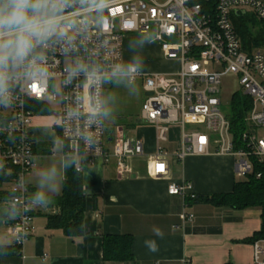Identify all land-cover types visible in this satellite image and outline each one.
Here are the masks:
<instances>
[{"label": "built area", "instance_id": "2783aa9c", "mask_svg": "<svg viewBox=\"0 0 264 264\" xmlns=\"http://www.w3.org/2000/svg\"><path fill=\"white\" fill-rule=\"evenodd\" d=\"M208 0H105L99 10L73 15L78 5L65 10L72 21L67 28L71 45L53 38L42 50L49 73L40 86L21 75L13 81L10 102L0 104V171L12 177L0 192L7 193L4 205L15 216L8 225L14 245L22 254L26 242L35 235L34 205L28 177L36 164L33 125L37 118L53 117L66 154L82 174L84 163L114 160L118 175L130 173V161L145 157L140 139H129L123 131L112 136L104 122L105 82L93 83L83 73L69 76L78 62L100 70L106 77L125 64V39L130 35L150 38L163 58L179 64L174 73H151L139 68L130 83H143L140 114L143 123L155 127L158 142L166 143L173 127L181 128V146L176 158L204 157L211 153L234 159L236 177L264 179V49L247 53L234 29L232 16L247 9L264 24V0H219L212 10ZM212 66V71L206 67ZM233 74L241 93L251 101L245 130L239 143L231 123L223 113V78ZM195 123V124H194ZM204 124L205 130L187 131L188 125ZM162 166V167H161ZM168 155L161 147L149 164V175L163 179L169 175ZM171 196L195 201L191 183H172ZM182 228L192 223L194 214L183 212ZM179 228V227H175ZM254 264H264V237L253 243Z\"/></svg>", "mask_w": 264, "mask_h": 264}, {"label": "crops", "instance_id": "0c3cea01", "mask_svg": "<svg viewBox=\"0 0 264 264\" xmlns=\"http://www.w3.org/2000/svg\"><path fill=\"white\" fill-rule=\"evenodd\" d=\"M141 37H126V63L136 59L132 55L130 43ZM157 56L161 64L156 67L158 72L151 73L170 74L174 73L173 66H179L176 62L165 60L161 52ZM136 60L141 69L147 67L144 58ZM103 100L108 148L111 149L112 136L123 131L129 139L142 140L145 157L131 160V171L123 176L117 174L114 160L106 163L98 159L94 163H84L85 234L80 238H70L61 230L47 228L48 216L59 211L51 199L62 194L65 163L67 159L73 160L66 154L70 152V145L63 143L55 127L51 132L57 143L44 138L37 130V122L45 118L35 119L32 131L37 142L36 166L28 177V186L34 205L36 233L26 242L22 254L17 253L8 228L15 214L0 204L4 207L0 209V247L12 251L10 255L0 252V264H254L253 243L256 240L246 241L262 230L261 209L217 207L171 196L168 192L170 184L188 182L197 196L230 194L236 183L234 159L211 153L204 157H189L181 162L176 158L181 146L180 139L174 154L166 152L169 175L163 179H153L149 175V164L158 148L163 149L164 144L158 142L157 129L140 123L142 120L138 115L127 131L120 122L127 116L121 104L111 102L112 97ZM107 111L119 117L109 126L105 121ZM177 131H181L180 127L172 128L169 141ZM129 132L134 136L131 137ZM55 144H59L61 150L58 155L52 152ZM38 192L45 193L44 201H36ZM183 212L195 215L194 221L187 223L184 228L180 219ZM156 229L162 235H157ZM110 235L133 238L132 260H104L103 238ZM152 242L155 251L150 248Z\"/></svg>", "mask_w": 264, "mask_h": 264}, {"label": "clouds", "instance_id": "9594fccd", "mask_svg": "<svg viewBox=\"0 0 264 264\" xmlns=\"http://www.w3.org/2000/svg\"><path fill=\"white\" fill-rule=\"evenodd\" d=\"M78 5L73 15L96 11L105 5V0H0V104L10 102L13 81L21 75L31 79L33 84H43L49 73L42 50L49 42L64 39L71 45L67 28L72 21L65 10ZM138 60L115 66L106 77L99 75L100 70L86 63H77L70 69L69 76L83 73L93 83L99 79H132L140 68ZM51 177H49L50 179ZM45 200V193L38 192L36 201ZM157 235H162L156 229ZM156 250L154 242L150 244Z\"/></svg>", "mask_w": 264, "mask_h": 264}, {"label": "trees", "instance_id": "16d2710c", "mask_svg": "<svg viewBox=\"0 0 264 264\" xmlns=\"http://www.w3.org/2000/svg\"><path fill=\"white\" fill-rule=\"evenodd\" d=\"M218 1L208 0L205 2V6L213 10ZM232 23L245 52L252 53L256 49L264 48V24L260 25L254 15H234L232 16ZM250 106V99L243 94L238 93L232 100V114L229 120L231 132L236 143H239L245 130V119ZM64 175L62 194L51 199L59 211L54 215L48 216L47 228L49 230H61L70 238H80L85 234L86 197L83 192L82 174L75 171L72 159L66 160ZM10 181H12V177L0 171V187L5 182ZM6 199H8V194L0 192V204ZM195 201L237 210L261 209L263 218L262 230L246 242H254L264 237V179L258 181L250 177L248 181L236 182L230 194L198 196ZM132 245L133 238L131 236H105L103 238L104 260L112 262L132 260ZM0 252L3 255L12 253L11 249L7 247H0ZM17 253H19V250H17Z\"/></svg>", "mask_w": 264, "mask_h": 264}, {"label": "rangeland", "instance_id": "374dc122", "mask_svg": "<svg viewBox=\"0 0 264 264\" xmlns=\"http://www.w3.org/2000/svg\"><path fill=\"white\" fill-rule=\"evenodd\" d=\"M247 14L253 15L251 10L247 9ZM256 20L261 25L263 24L261 21H259L257 18ZM152 40L150 38H136L131 41V47H132V55L134 58H144L147 62V67H143V70L146 72H158V65L160 63V59L157 56L160 51L157 47V45L152 44ZM264 49V48H260ZM259 49V50H260ZM257 50V49H256ZM146 52V53H145ZM145 62V63H146ZM174 72L179 70V66L175 65L173 66ZM156 68V69H155ZM207 71H212V66L206 67ZM241 87L239 84V80L237 77L233 74H227L223 78V85H222V99H223V105L221 107V110L223 113H226L228 118L231 116V103L235 95L238 93H241ZM109 92V93H107ZM144 90H143V83L141 81H138L136 83H130L127 79H121L119 82H117L115 79L107 80L105 82V89L103 94V99L106 97H112L113 103H117L118 105L121 104V106L125 109H123V113H125L127 116L126 118H123L120 122L123 124L124 128L130 130V124L133 123L134 120L137 119L138 115L141 113L143 99H144ZM112 104V103H111ZM130 117V118H129ZM119 118L115 115H112L110 111L106 112L105 115V121L106 125L109 126L110 122H113L114 119ZM56 124V120L53 117L45 118L44 120H39L37 122V127L39 130V133H42L44 135V138L50 139L51 141L55 140L54 135L52 134L51 130L54 129V125ZM195 124V123H194ZM188 125L187 131L201 129L205 130L204 124H197V125ZM181 130V128H180ZM131 137L134 136L132 132L128 133ZM264 137V131L260 132V138ZM181 139V131H177V133L171 136V139L168 143H164L162 145L164 152L170 153L171 155L174 154L177 151L179 141ZM59 144H55L53 148V153H56L57 155L60 153V149L58 147ZM246 180L240 179L236 177V182H245ZM0 209H4L3 206H0Z\"/></svg>", "mask_w": 264, "mask_h": 264}, {"label": "water", "instance_id": "95a60500", "mask_svg": "<svg viewBox=\"0 0 264 264\" xmlns=\"http://www.w3.org/2000/svg\"><path fill=\"white\" fill-rule=\"evenodd\" d=\"M143 121H140V123H142Z\"/></svg>", "mask_w": 264, "mask_h": 264}, {"label": "snow or ice", "instance_id": "6c2138e0", "mask_svg": "<svg viewBox=\"0 0 264 264\" xmlns=\"http://www.w3.org/2000/svg\"><path fill=\"white\" fill-rule=\"evenodd\" d=\"M162 167V166H161Z\"/></svg>", "mask_w": 264, "mask_h": 264}]
</instances>
